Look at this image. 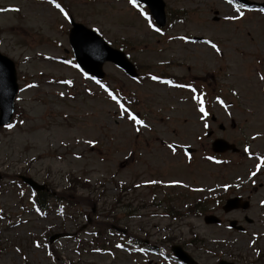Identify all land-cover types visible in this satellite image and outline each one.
Listing matches in <instances>:
<instances>
[{
	"label": "rangeland",
	"instance_id": "374dc122",
	"mask_svg": "<svg viewBox=\"0 0 264 264\" xmlns=\"http://www.w3.org/2000/svg\"><path fill=\"white\" fill-rule=\"evenodd\" d=\"M57 1L76 22L123 46L140 72L196 80L233 105L229 116L212 107L216 119L207 137V118L195 110L190 91L165 80L136 83L107 62L100 83L135 93L137 101L126 107L144 122L136 125L76 67L71 26L59 9L49 0H0L6 9L0 11V52L14 61L19 87L13 127L0 126V264H181L168 254L176 245L198 264H264V16L228 0H164L159 34L128 0ZM215 135L238 152L208 162ZM181 145L195 150L186 156ZM20 176L43 184L47 195L54 192L44 200L45 214L29 202ZM244 180L243 189L233 187ZM217 192L248 198L249 209L223 212L208 200ZM200 202L202 213L195 209ZM211 213L223 223H206ZM228 218L246 230L227 229ZM103 226H112L98 239L109 252L88 241L96 228L104 235ZM55 233L62 236L49 242ZM120 233L145 240L146 252L123 246Z\"/></svg>",
	"mask_w": 264,
	"mask_h": 264
},
{
	"label": "water",
	"instance_id": "95a60500",
	"mask_svg": "<svg viewBox=\"0 0 264 264\" xmlns=\"http://www.w3.org/2000/svg\"><path fill=\"white\" fill-rule=\"evenodd\" d=\"M150 5L153 10H163L162 0H144ZM246 4L250 3L249 0H238ZM264 7V3L262 4ZM83 27L76 25L72 30L71 34V44L74 48L76 58L78 62L86 68L88 71L102 75L100 72V66L102 62L106 59H111L116 63L124 66L126 70L132 73L131 69L124 64L122 53L109 48L97 35L92 31L83 28L85 36L81 34L80 30ZM74 35V36H73ZM74 37V39H73ZM95 61V62H94ZM17 90V85L15 82V72L13 69V64L6 57L0 55V110L5 111L9 108V111L12 107L13 96ZM1 118V116H0ZM7 119L1 120L0 124L6 122ZM231 148L235 150L234 147L228 144L225 140L216 139L213 143L214 151H224ZM235 204H231V207H234ZM177 253L183 258L187 259V256L177 250Z\"/></svg>",
	"mask_w": 264,
	"mask_h": 264
},
{
	"label": "snow or ice",
	"instance_id": "6c2138e0",
	"mask_svg": "<svg viewBox=\"0 0 264 264\" xmlns=\"http://www.w3.org/2000/svg\"><path fill=\"white\" fill-rule=\"evenodd\" d=\"M49 3L52 4V5H54L55 8L59 9V11L65 16L66 19L68 18V15L69 14L65 11V9L63 7H61V5L59 3L56 2V0H49ZM128 3L131 4L133 7H137V8L139 7L138 0H128ZM229 3H231V0H229ZM10 10H18V9H10ZM0 11H6V9H0ZM262 11H264V10H262ZM140 15L143 16L145 18V20L148 21V26L150 28H153L154 31L157 32V33H160L161 32V29L159 27H156L155 24H154V22L149 18V15H148L147 12H145L143 10H140ZM241 15H243V14H241ZM227 18L228 19H237L238 17H227ZM181 39H183V37H181ZM211 47L213 49H216L217 51H219V48H218V46L215 43H212L211 44ZM65 63H70V62L69 61H65ZM85 75H87V73H85ZM151 79L158 80L159 77L152 76ZM261 79H264V76H262ZM64 83L65 84H68V83H71V82L70 81H64ZM96 83L99 84V86L102 89H104V91L111 98V100H113L119 106V108L122 110L121 111V115L122 116L125 113H127L128 118L130 120L134 121L136 125H144V122L142 120L138 119L136 115H133L130 111H128L125 108L124 104L117 97V95L113 94L112 91H109L108 88L104 84L100 83L99 80H97ZM164 83L171 84L172 82L171 81H164ZM32 86L33 85H25L26 88L27 87H32ZM180 87H185V85H181ZM186 87H191V86L190 85H187ZM61 95H63V93H61ZM202 95H203L202 93H201L200 96L194 95L192 98L198 102V104H199V109L198 110L201 113H204L205 115H207V113L205 112V108H204V102H203V100H201V96ZM4 126L6 128H9V129L13 127V125L11 123L5 124ZM137 130H139V129H137ZM88 143H94V141H88ZM168 148L169 149H172L173 151L176 150V148H175V146L173 144H168ZM245 151L247 152L248 149L245 148ZM185 155H188V153H185ZM208 159H212V157H208ZM262 159H264V158H262ZM260 167H261L260 164H257L256 165V168L257 169H259ZM252 175H255V173H252ZM145 183H149V184L156 183V184H159V183H161V181H152V180H149V181H145ZM170 183L175 184V183H179V182L178 181H171ZM137 187H139V185H137ZM225 187H227V186H225ZM261 203L264 204V201H262ZM37 246H39V245H37ZM117 247H121V245H117ZM17 251H19V249H17ZM97 251H99V249H97Z\"/></svg>",
	"mask_w": 264,
	"mask_h": 264
},
{
	"label": "flooded vegetation",
	"instance_id": "af4514ba",
	"mask_svg": "<svg viewBox=\"0 0 264 264\" xmlns=\"http://www.w3.org/2000/svg\"><path fill=\"white\" fill-rule=\"evenodd\" d=\"M207 97H209L210 100L212 101L213 98H214L215 96H213V95H208ZM216 97H217V96H216ZM210 119H211V121L214 122L216 118H215L214 116H211ZM211 121H210V122H211ZM219 127H220V128H219L220 130H223V128H224L223 126H219ZM233 128H234V127H233ZM205 132H206L207 136H209V137L212 136V133H213L212 128H210V127L207 128ZM234 211H237V210H234Z\"/></svg>",
	"mask_w": 264,
	"mask_h": 264
}]
</instances>
